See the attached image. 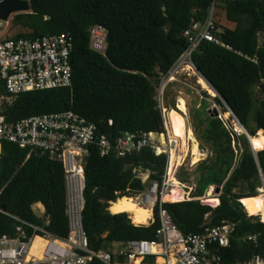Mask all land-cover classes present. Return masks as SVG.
Here are the masks:
<instances>
[{"label":"trees","instance_id":"16d2710c","mask_svg":"<svg viewBox=\"0 0 264 264\" xmlns=\"http://www.w3.org/2000/svg\"><path fill=\"white\" fill-rule=\"evenodd\" d=\"M1 1V0H0ZM30 10L14 16L12 23L25 31L12 35L36 38L42 35L69 34L72 39L71 85L48 90H32L9 96L0 83L3 114L8 121L33 115L72 111L97 125L100 132L113 138L121 132H163L156 87L176 61L187 51L183 35L193 22H202L211 6L220 8L229 27L217 34L229 45L201 41L191 53V61L219 93L250 136H259L257 160L244 134H237L224 120L194 112V131L213 154L198 168L197 190L201 197L210 185L220 189L219 204L211 207L198 200L178 201L165 195L163 207L173 223L184 233H198L209 213L208 225L223 221L235 224L229 246L218 253L223 264H235L264 257V222L248 215L240 199L255 196L264 177V44L258 35L264 32V0H28ZM218 2V3H217ZM215 12H213L214 16ZM107 31L106 55L89 47L92 26ZM166 89L163 97L166 94ZM216 102L222 106L219 97ZM227 111L225 108L223 112ZM228 118L230 114H222ZM112 126H107V120ZM231 119H233L231 117ZM237 124V123H234ZM167 128V126H166ZM184 126V148L186 146ZM84 165V207L82 226L88 246L99 250L113 241L154 240L159 226H135L125 213L112 214L108 202L126 193L138 194L145 182L134 169L149 172V180H160L166 155H154L144 148L125 157L100 156L89 148ZM184 151V149H183ZM184 156V152H183ZM179 159V146L174 166ZM183 159V157H182ZM182 161V160H181ZM237 188L239 189L237 191ZM247 189V190H245ZM41 203L48 224L35 214L33 205ZM0 209L33 225L42 226L56 237L68 234L65 204L64 169L60 161L47 154L2 143L0 152ZM19 222L0 212V236H13ZM27 236L32 229L24 226ZM256 236L253 241L243 240ZM89 264H104L93 259Z\"/></svg>","mask_w":264,"mask_h":264},{"label":"built area","instance_id":"2783aa9c","mask_svg":"<svg viewBox=\"0 0 264 264\" xmlns=\"http://www.w3.org/2000/svg\"><path fill=\"white\" fill-rule=\"evenodd\" d=\"M213 10L212 5L204 21L193 22L190 28L184 31L183 35L187 38L189 47L161 77L156 87V98L160 109H162L160 101L162 86L165 82L175 79L174 73L183 64H189L195 70L190 56L201 41L221 45L228 50L232 49L217 36L222 30L213 21ZM89 33L90 49L105 56L106 29L96 24L90 28ZM72 47L69 34L0 39V83L3 84L9 96L32 90L70 86ZM0 98L5 97L0 96ZM112 123L111 119L107 120L108 127L112 126ZM163 126L164 131L161 133L124 131L113 138L110 133L100 132L96 124L72 111L44 113L17 121H8L3 114V107L0 106V152L2 143L9 142L20 148L47 154L50 158L62 163L65 180V212L68 223L67 236L56 237L42 226L33 225L0 209V212L19 222L13 236L8 234L0 236V264H89L93 259H98L104 264H223L218 251L220 248L229 246L234 223L223 221L220 225L210 226L208 225L209 213H207L204 215L205 222L200 232L184 234L173 223L168 211L163 207V203L167 202L163 198L171 189L169 166L177 146L176 141L169 139L164 133L167 131L164 118ZM235 132L240 134L238 131ZM165 134L167 137L165 145L161 147L158 137ZM152 135H157V138L154 139ZM91 146H95L102 157L110 154L125 157L139 153L144 148L151 149L156 156L166 155V166L160 180H149L148 171L143 172L138 168L133 171L140 179L148 174L143 181L145 182L144 190L135 195L139 199L138 204L144 208H150L152 212L145 226L151 225L156 220L159 223L154 240L113 241L111 242L113 248L110 250L89 248L82 226L81 213L84 207V165ZM181 168L182 164L174 172L175 177ZM216 188L215 185H210L206 191L210 189L212 195L219 197L220 191L216 193ZM201 197H193L189 191L186 200H198L203 204ZM119 198L108 202V211L109 206ZM41 215L39 217L48 224L49 217L45 209ZM127 217L131 222L130 217L128 215ZM24 226L32 229L30 236H27ZM35 237L43 241L40 256L29 255V249ZM255 239V235L243 238L247 241ZM235 264H264V257L256 255L247 261Z\"/></svg>","mask_w":264,"mask_h":264},{"label":"rangeland","instance_id":"374dc122","mask_svg":"<svg viewBox=\"0 0 264 264\" xmlns=\"http://www.w3.org/2000/svg\"><path fill=\"white\" fill-rule=\"evenodd\" d=\"M218 3V2H217ZM218 6V4H217ZM215 7L213 12H215L213 16V21L215 23H219L221 25V28L229 27L230 25L227 23L224 17V12L220 9ZM21 13V12H19ZM18 13L11 14L7 21L2 23L1 25V31H0V39H11L13 38L12 35L16 34L17 32L25 31V28H22L19 25L13 24L12 20L14 16ZM220 29V28H219ZM259 43L264 44V32H260L258 35ZM188 57V56H187ZM178 64V63H177ZM190 66L189 64H183L181 65L178 70L174 73V80L170 81L168 83H164V86H162V95H161V114L162 116H165L167 114V131L164 132L167 134L168 138H172L169 135V127L171 125H174V119L176 120L177 126H175V135L174 138L177 140V146H179V164L182 160V168L179 170L178 174L176 175V178L186 185L191 192V195L196 193L197 188V179L199 176V166L203 162H208L211 158L213 152L211 148L200 142V140L197 138V135L194 131V112H197L201 115H206L208 113V110H212L213 108H216L220 114V117L224 120L226 125L235 131L237 128L234 125V119H231V116L228 118H224L222 114H225L227 111L223 112L225 109V106L222 104L219 105L215 97L210 95L209 92L204 89L201 84L198 81V77L200 76L196 70H194L193 67H191L190 70H188L186 67ZM166 89V94L163 97V93ZM260 87L258 86L256 88L258 92V99L264 100V92L259 94ZM177 97H182L185 102V109H186V117L181 118L179 113L174 110L172 107L175 103ZM11 99H2L0 98V106L3 105V102H9ZM174 115V116H173ZM209 115H214L213 112ZM215 117V116H211ZM165 119V117H163ZM184 126L186 129V146L184 148ZM190 131L193 133V138L190 137ZM238 131V130H237ZM166 134L162 135L164 143H162L161 138L158 137V142L161 147H164L165 140H166ZM152 137L155 139L157 138V135H152ZM251 139L253 141V144L256 140H259L261 144L262 141H260L258 134L256 133L255 136H251ZM255 148L257 149L259 145L254 144ZM178 148V147H177ZM184 149V151H183ZM184 152V156H183ZM183 157V159H182ZM148 174H145L141 177L142 181L146 180ZM261 186L258 187L257 193H263L264 191V182L261 180ZM239 189L237 188V191ZM247 190V189H245ZM126 196H130L132 198L133 202H139V199L136 197L134 193H126ZM207 195H209V198H206ZM201 200L203 204H208L211 207L217 206L219 204L218 197L212 195L211 190H207L203 193V196L201 197ZM241 202V201H240ZM242 204V203H241ZM245 209V208H244ZM33 210L35 214L38 216H42L39 214V210L37 209V206L33 205ZM249 215V213H247ZM255 216H258L259 220L261 221L260 214L257 213ZM262 222V221H261ZM147 224V223H146ZM145 224V225H146ZM113 247L111 244L107 243L105 244L102 249L110 250ZM154 258V257H153ZM152 258V259H153Z\"/></svg>","mask_w":264,"mask_h":264},{"label":"bare ground","instance_id":"6f19581e","mask_svg":"<svg viewBox=\"0 0 264 264\" xmlns=\"http://www.w3.org/2000/svg\"><path fill=\"white\" fill-rule=\"evenodd\" d=\"M188 70L191 69L190 66L186 67ZM198 81L201 84V86L206 89L210 95L216 97L214 91L212 88L209 86V84L201 77H198ZM175 111H177L180 115L181 118L186 117V109H185V102L182 97H177L175 103L172 106ZM167 114H165V123L167 126ZM174 116V115H173ZM235 123L236 120H234ZM235 127L237 128L238 132H241L239 124H234ZM175 126H177L176 120L174 119V125H171L169 127V135L170 139H173L176 141L177 140L174 138L175 135ZM236 130V129H235ZM236 130V131H237ZM190 137L193 138V133L190 131ZM162 143H164L163 136H160ZM252 146L255 148L253 141L251 139ZM178 145V144H177ZM176 146V150H177ZM256 150V148H255ZM176 151L173 152L171 163L169 166V180L171 182V189L169 192L165 195H172L174 198H176L178 201H185L188 199L189 195V189L186 185L181 183L175 176L174 172L178 168L179 165H181L183 162L179 164V161L176 166H174V158H175ZM264 182V178H263ZM165 197V196H164ZM209 198V197H206ZM243 207L245 208L246 212L249 213V215H256L257 213L260 214L261 221L264 222V191L263 193H257L255 196H250V197H244L240 199ZM109 211L112 214H118V213H123L126 212L129 214L131 222L138 226V225H145L148 223V220L151 217V209L150 208H144L138 204V202H133L132 198L129 196H123L120 197L118 200H116L114 203H112L109 206ZM43 241L35 237L32 241V244L29 249V255H35V256H40L41 254V247H42ZM159 262H161L160 259H158Z\"/></svg>","mask_w":264,"mask_h":264},{"label":"water","instance_id":"95a60500","mask_svg":"<svg viewBox=\"0 0 264 264\" xmlns=\"http://www.w3.org/2000/svg\"><path fill=\"white\" fill-rule=\"evenodd\" d=\"M29 10H30V5H29V1L28 0H1L0 1V31H1V25H2V23L6 22L7 19H8V17L11 14L19 13V12H28ZM195 70L209 84V86L214 91L216 97H219L220 98L222 104L227 109V112L239 124L240 129H241V133L246 136V138H247V140L249 142L250 148H251V150L253 152V155H254L255 159L257 160V157H256L257 150H255V148L252 146L251 136L247 133V131L244 129V127L239 123L238 119L236 118V116L234 115V113L231 111V109L228 107V105L226 104V102L219 95V93L203 77V75L199 72V70L196 67H195ZM211 112H213L214 115H210V116H215V117L220 116V114H219V112H218V110L216 108H213L212 110H208V113L209 114H211ZM259 175H260L261 180L263 181V178L264 177H263L262 173L260 172V170H259ZM219 191H220V189L219 188H216L215 192L216 193H219ZM127 215L129 216V214H127Z\"/></svg>","mask_w":264,"mask_h":264},{"label":"crops","instance_id":"0c3cea01","mask_svg":"<svg viewBox=\"0 0 264 264\" xmlns=\"http://www.w3.org/2000/svg\"><path fill=\"white\" fill-rule=\"evenodd\" d=\"M207 197H209V195H207ZM219 199V198H218ZM34 206H37V209L39 210V214H42V211L44 209V206L41 203H36L34 204Z\"/></svg>","mask_w":264,"mask_h":264}]
</instances>
